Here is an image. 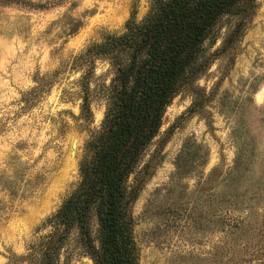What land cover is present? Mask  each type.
<instances>
[{
	"label": "rangeland",
	"instance_id": "374dc122",
	"mask_svg": "<svg viewBox=\"0 0 264 264\" xmlns=\"http://www.w3.org/2000/svg\"><path fill=\"white\" fill-rule=\"evenodd\" d=\"M133 5L141 20L148 0H66L45 10L0 7V264H26L15 262L13 255L23 256L49 231L43 223L76 187L83 145L99 129L105 111L97 88L109 82L111 70L106 62L96 63L93 117L87 124L79 119L81 73L71 71L69 63L104 35L121 33ZM78 23L81 27L70 34ZM236 23V17L220 19L213 32L218 38L209 52L221 47ZM244 27L240 40L197 82L206 93L213 92L205 113L189 116L192 97L188 90L181 91L144 154L143 162L162 146L161 163L132 207L140 264H217L214 256L223 235L214 226L215 195L224 191L216 186L201 192L197 184L215 167L226 175L240 137L259 141L255 149L259 161L243 171L235 186L245 194L242 202L259 211L264 207V0L258 1ZM57 70L49 91L25 104L23 95L36 86L35 75ZM187 139L208 149L207 163L188 178L173 181L174 162ZM260 184L262 195L251 198ZM61 262L93 264L78 248L75 234Z\"/></svg>",
	"mask_w": 264,
	"mask_h": 264
},
{
	"label": "trees",
	"instance_id": "16d2710c",
	"mask_svg": "<svg viewBox=\"0 0 264 264\" xmlns=\"http://www.w3.org/2000/svg\"><path fill=\"white\" fill-rule=\"evenodd\" d=\"M65 1L0 0V7L45 10ZM258 1L148 0V11L141 20L136 19L133 5L121 33L104 35L71 59L70 70L81 73L77 81L79 119L87 124L93 117L91 83L96 63H108L109 82L97 88L105 102L103 119L83 145L76 187L43 223L49 231L31 243L23 256L13 255L15 262L62 264L61 255L75 234L78 248L93 264H140L132 207L161 163L162 146L145 162L144 154L160 134L167 107L181 91L188 90L192 97L189 116L205 113L213 92L206 93L197 82L218 56L226 55L240 40ZM225 16L236 17L237 23L221 47L209 52L218 38L213 32ZM80 27L78 23L70 34ZM59 72L36 74V86L23 95L24 103L29 105L49 91ZM207 126L212 128L209 122ZM235 144L236 156L226 175L215 167L197 184L201 192L216 186L224 191L215 195L214 226L223 237L214 258L217 264H264V207L259 211L242 202L245 194L235 186L243 171L258 163L255 149L259 141L240 137ZM208 156V149L187 139L175 159L173 181L205 167ZM261 186L249 196L260 197ZM245 210L250 211L248 215H243Z\"/></svg>",
	"mask_w": 264,
	"mask_h": 264
},
{
	"label": "water",
	"instance_id": "95a60500",
	"mask_svg": "<svg viewBox=\"0 0 264 264\" xmlns=\"http://www.w3.org/2000/svg\"><path fill=\"white\" fill-rule=\"evenodd\" d=\"M75 146H76V143L75 142H73L72 143V150H74L75 149ZM74 152L72 151V154H73Z\"/></svg>",
	"mask_w": 264,
	"mask_h": 264
}]
</instances>
